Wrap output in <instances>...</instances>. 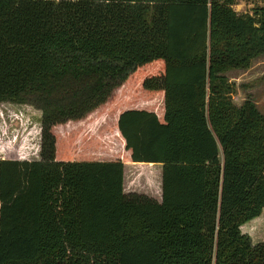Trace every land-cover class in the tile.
Instances as JSON below:
<instances>
[{
    "label": "trees",
    "instance_id": "obj_1",
    "mask_svg": "<svg viewBox=\"0 0 264 264\" xmlns=\"http://www.w3.org/2000/svg\"><path fill=\"white\" fill-rule=\"evenodd\" d=\"M232 5L0 0V104L40 112L38 159H0V264H264V116L225 75L264 55V6ZM125 163L161 166L159 202Z\"/></svg>",
    "mask_w": 264,
    "mask_h": 264
},
{
    "label": "rangeland",
    "instance_id": "obj_2",
    "mask_svg": "<svg viewBox=\"0 0 264 264\" xmlns=\"http://www.w3.org/2000/svg\"><path fill=\"white\" fill-rule=\"evenodd\" d=\"M233 9L239 13H251L255 7L264 6L263 0H233ZM226 77L236 85L232 97L235 106L240 107L250 101L256 110L264 116V55L253 59L248 69L229 71ZM130 96L126 95L129 99ZM139 102H143L140 99ZM40 112L26 105L0 104V159H38V132ZM104 118L100 120L104 125ZM93 127H97L94 125ZM96 129L93 128V132ZM129 168V169H128ZM150 171L156 176L155 169ZM146 174L142 167L126 169V187L138 181V177ZM135 176V178H134ZM140 178V186H144ZM252 245L264 242V209L261 214L240 227Z\"/></svg>",
    "mask_w": 264,
    "mask_h": 264
},
{
    "label": "crops",
    "instance_id": "obj_3",
    "mask_svg": "<svg viewBox=\"0 0 264 264\" xmlns=\"http://www.w3.org/2000/svg\"><path fill=\"white\" fill-rule=\"evenodd\" d=\"M236 9H233L235 12L239 13ZM236 71V70H232ZM147 98L145 99V106L143 108L152 109L153 107L159 108L161 105L162 97L161 95H149L146 93ZM142 167L146 170V174L138 177V181L134 180V184L131 181V185L126 187V169ZM129 169V168H128ZM150 169H155L156 176L154 172L152 173ZM143 178L144 186H140V178ZM135 178V176H134ZM124 190L125 192L144 194L148 197L155 199L156 201L161 200V166L154 164H143V163H125L124 169Z\"/></svg>",
    "mask_w": 264,
    "mask_h": 264
},
{
    "label": "water",
    "instance_id": "obj_4",
    "mask_svg": "<svg viewBox=\"0 0 264 264\" xmlns=\"http://www.w3.org/2000/svg\"><path fill=\"white\" fill-rule=\"evenodd\" d=\"M263 2H264V0H263Z\"/></svg>",
    "mask_w": 264,
    "mask_h": 264
}]
</instances>
